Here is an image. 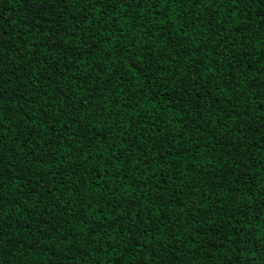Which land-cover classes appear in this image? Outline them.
I'll list each match as a JSON object with an SVG mask.
<instances>
[{
	"label": "trees",
	"instance_id": "1",
	"mask_svg": "<svg viewBox=\"0 0 264 264\" xmlns=\"http://www.w3.org/2000/svg\"><path fill=\"white\" fill-rule=\"evenodd\" d=\"M151 3L0 0V264H264V5Z\"/></svg>",
	"mask_w": 264,
	"mask_h": 264
},
{
	"label": "snow or ice",
	"instance_id": "2",
	"mask_svg": "<svg viewBox=\"0 0 264 264\" xmlns=\"http://www.w3.org/2000/svg\"><path fill=\"white\" fill-rule=\"evenodd\" d=\"M29 3H32V0H28ZM36 2L38 4H44V5H48V4H51L53 2L57 3V4H60V3H65L66 0H36ZM78 2V0H77ZM108 2L110 3L111 0H108ZM138 3L139 0H129V3ZM160 2V0H152V3L150 4V7H154L156 6L158 3ZM165 3L168 2V0H164ZM192 4L193 5H196L198 4L199 2H201V0H191ZM212 2H218V3H222V0H212ZM227 2L229 3V5L233 8H238L240 4H244L245 5V8H247L249 5H252V4H256V5H264V0H227ZM89 4L90 5H100L101 7H103V0H89ZM85 20H87V16H85ZM168 21H167V17H164L162 20H161V36L164 35V31L166 30L165 29V26L167 25ZM7 45V41L3 40V39H0V47H4ZM11 47H14L15 45H10ZM133 73L135 74V69H132ZM2 95H0V99H2ZM0 109H2V106H0ZM63 127V125H61ZM0 127H2V124H0ZM21 135H24L23 132L20 133ZM5 164H4V161H3V157L0 156V189H3L4 187V175H5ZM13 179H16L17 182L19 180L18 177H13ZM33 187H36V185H33ZM31 195L33 196H38V192H32ZM3 203H4V197H3V194L2 192H0V214L3 213ZM91 203L92 201L90 200L87 207H91ZM91 215V213H90ZM45 224V226H47V222L44 221L42 222ZM90 231L92 229H89ZM49 233L52 231L51 229L48 230ZM93 235H95V231H93ZM3 237H4V233L2 231H0V244H2L4 241H3ZM44 241V242H50L48 241V238L46 235H41L39 237L36 238V240L34 241L35 244L37 245V249L39 250L40 246H41V242ZM22 246V245H21ZM222 246V245H221ZM0 251H2V248H0Z\"/></svg>",
	"mask_w": 264,
	"mask_h": 264
}]
</instances>
